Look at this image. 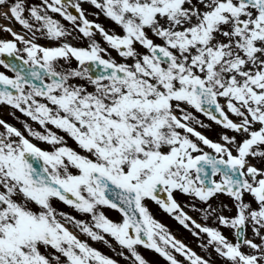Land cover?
<instances>
[{"label":"snow or ice","instance_id":"obj_1","mask_svg":"<svg viewBox=\"0 0 264 264\" xmlns=\"http://www.w3.org/2000/svg\"><path fill=\"white\" fill-rule=\"evenodd\" d=\"M0 21V264H264V0H0Z\"/></svg>","mask_w":264,"mask_h":264},{"label":"flooded vegetation","instance_id":"obj_2","mask_svg":"<svg viewBox=\"0 0 264 264\" xmlns=\"http://www.w3.org/2000/svg\"><path fill=\"white\" fill-rule=\"evenodd\" d=\"M0 22H2V21H0ZM113 55H115V53H113ZM0 70H3V69H0ZM8 113H9V109L8 108H4V109H2V115L4 114V115H8ZM9 119L11 120L10 122H13V118L11 117V116H9ZM206 134H208L209 136H213L214 137V133H206ZM220 199L221 200H224L225 202H227V198L226 197H223V196H221L220 197ZM213 203L215 204V203H217L215 200L213 201ZM153 209H154V211H155V214H156V217H157V219H159V220H161L163 223H165L170 229H171V223H172V218H170L169 216H167L166 214H164L163 212H161V211H159L156 207H155V205H153ZM190 214H192L193 215V217L194 218H196V219H198V222H200V220H199V218L197 217V215L195 214V213H191L190 212ZM111 215H113V216H115V213H112ZM174 231V230H173ZM173 231H172V233H173ZM230 234V232H228V230H225V234ZM192 240H193V242L196 244V247H197V241L196 240H194L193 239V237H192ZM95 246L96 247H98V248H100L102 251H104L106 254H108V255H112V253L109 251V249L106 247V246H104V245H102V244H99V243H97V244H95ZM197 248H199V247H197ZM200 249V248H199ZM201 250V249H200ZM143 251V250H142ZM147 254H148V256H147V259L149 260V261H157L159 264H161V261H163L162 259H160L157 255H155L154 253H152V252H146ZM145 253V254H146ZM214 255V254H213ZM122 264H123V262H122Z\"/></svg>","mask_w":264,"mask_h":264},{"label":"rangeland","instance_id":"obj_3","mask_svg":"<svg viewBox=\"0 0 264 264\" xmlns=\"http://www.w3.org/2000/svg\"><path fill=\"white\" fill-rule=\"evenodd\" d=\"M101 19H103V18H101ZM15 27H17V26H15ZM17 30H19V28L17 27ZM42 43H43V41H42ZM3 118L4 119H6V120H8L9 119V117H6L5 115H3ZM18 127H20V126H18ZM217 202V201H216ZM175 228H178V230L179 231H183V233L182 234H185V235H188L189 234V236H191V238L190 239H192V235L189 233V232H187L185 229H183V227L182 226H180L176 221L174 222V221H172V223H171V231H173ZM178 233V232H177ZM226 235H231V233L230 234H227L226 233ZM188 239V238H187ZM194 239V238H193ZM195 240V239H194ZM189 241V240H188ZM190 244V243H189ZM191 246V245H190ZM199 254H201V255H204V253H202V252H200ZM145 256L147 257L148 256V254L146 253L145 254ZM159 264V263H158ZM161 264H164V262L163 261H161Z\"/></svg>","mask_w":264,"mask_h":264}]
</instances>
